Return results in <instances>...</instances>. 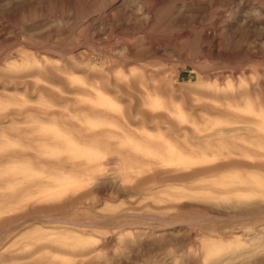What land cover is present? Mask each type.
I'll return each mask as SVG.
<instances>
[{
    "label": "rangeland",
    "instance_id": "1",
    "mask_svg": "<svg viewBox=\"0 0 264 264\" xmlns=\"http://www.w3.org/2000/svg\"><path fill=\"white\" fill-rule=\"evenodd\" d=\"M0 264H264V0H0Z\"/></svg>",
    "mask_w": 264,
    "mask_h": 264
}]
</instances>
